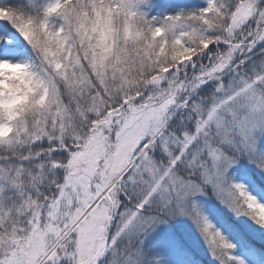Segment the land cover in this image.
<instances>
[{
    "label": "snow or ice",
    "instance_id": "obj_1",
    "mask_svg": "<svg viewBox=\"0 0 264 264\" xmlns=\"http://www.w3.org/2000/svg\"><path fill=\"white\" fill-rule=\"evenodd\" d=\"M0 264H264V0H0Z\"/></svg>",
    "mask_w": 264,
    "mask_h": 264
}]
</instances>
